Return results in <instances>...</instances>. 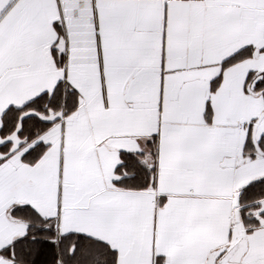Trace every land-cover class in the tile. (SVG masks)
Wrapping results in <instances>:
<instances>
[{"label": "snow or ice", "instance_id": "1", "mask_svg": "<svg viewBox=\"0 0 264 264\" xmlns=\"http://www.w3.org/2000/svg\"><path fill=\"white\" fill-rule=\"evenodd\" d=\"M0 264H264V0H0Z\"/></svg>", "mask_w": 264, "mask_h": 264}]
</instances>
